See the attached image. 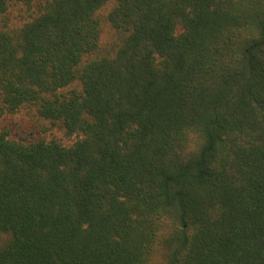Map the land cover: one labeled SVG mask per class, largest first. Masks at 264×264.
<instances>
[{"label": "trees", "instance_id": "1", "mask_svg": "<svg viewBox=\"0 0 264 264\" xmlns=\"http://www.w3.org/2000/svg\"><path fill=\"white\" fill-rule=\"evenodd\" d=\"M24 109L0 264H264V0H0Z\"/></svg>", "mask_w": 264, "mask_h": 264}, {"label": "rangeland", "instance_id": "2", "mask_svg": "<svg viewBox=\"0 0 264 264\" xmlns=\"http://www.w3.org/2000/svg\"><path fill=\"white\" fill-rule=\"evenodd\" d=\"M25 12L22 10V8L19 5L11 6L10 11L8 12L9 20L16 21L18 20L21 15ZM32 114L28 112L26 109L22 110L21 112L14 114L13 116H5L1 121L0 124H6L12 127V130L15 131V133H21L23 135H27L29 131L33 130V126H31L32 121ZM55 134L57 136H60L61 133L58 131H55ZM156 258H153V261ZM157 264V263H153Z\"/></svg>", "mask_w": 264, "mask_h": 264}]
</instances>
